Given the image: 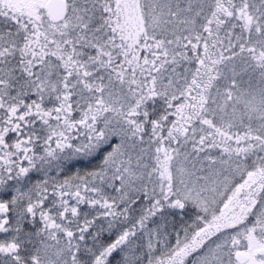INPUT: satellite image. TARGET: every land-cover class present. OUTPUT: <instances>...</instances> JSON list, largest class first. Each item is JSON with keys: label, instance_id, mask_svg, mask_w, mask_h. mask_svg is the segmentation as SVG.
Returning <instances> with one entry per match:
<instances>
[{"label": "snow or ice", "instance_id": "6c2138e0", "mask_svg": "<svg viewBox=\"0 0 264 264\" xmlns=\"http://www.w3.org/2000/svg\"><path fill=\"white\" fill-rule=\"evenodd\" d=\"M0 264H264V0H0Z\"/></svg>", "mask_w": 264, "mask_h": 264}]
</instances>
